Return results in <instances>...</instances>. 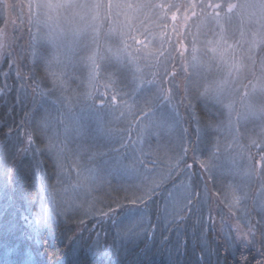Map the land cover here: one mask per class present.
<instances>
[{
    "label": "trees",
    "instance_id": "obj_1",
    "mask_svg": "<svg viewBox=\"0 0 264 264\" xmlns=\"http://www.w3.org/2000/svg\"><path fill=\"white\" fill-rule=\"evenodd\" d=\"M3 1V5L0 3V36L5 30L11 40L4 51L0 46V186H4L0 190V264H264V238L257 223L253 235L239 239L232 223L223 230L227 235L220 233L218 224H215L217 233L214 232L209 224V213H214L211 202L210 209L206 208L198 216L195 212L197 193L201 190L195 180L201 178L206 186H211L195 156H206L218 140L216 132L206 130L207 124L223 122L225 118L223 104L217 102L210 89L226 74L224 62L229 61L226 55L233 57L236 66L240 64L242 68L241 50L248 45L245 37L250 22H244L246 15L239 13L240 0H76L72 8L83 17L81 23L87 31L83 32L84 44L78 57L80 66L75 72L76 77H82V86L71 103L65 100L77 84L74 83L73 88L67 85V68L76 67L72 64L76 49L71 43L61 46V41L72 35L73 44L81 42V29L75 27L69 32L67 27L66 30L61 28L64 26L60 23L58 34L65 37L54 39L55 36L51 38L48 34L49 39L42 37L39 42L35 41L28 33L37 18L32 5L26 10L18 6L21 0ZM72 1L62 0L63 3ZM212 2L217 3L218 18L211 14L213 7L209 4ZM228 2L235 3L231 13L227 10ZM190 7L197 11L196 16L186 21L184 11ZM244 9L253 16V11ZM178 12L182 13L180 21L176 19ZM8 14H11L14 29L6 28ZM235 15L238 22L232 26ZM204 21L206 27L201 30ZM74 22L70 25L79 26ZM226 22L231 29L225 26ZM205 43H217V54L212 55L207 47H202ZM260 50L264 51V46ZM197 59L202 62L196 64ZM252 69L251 75H245L241 81V103L257 87L260 65L253 64ZM239 72L242 79V70ZM139 97H143L145 103L132 110L129 144L136 138L132 128L146 115L161 106L169 111L173 108L185 133L184 167H179V173L183 179L187 172L184 168L188 166L191 200L171 229L163 232L162 200L172 186L167 182L163 190L151 196V211L150 206L145 207L149 219L139 237L123 241L114 235L112 225L104 230L107 235L112 229L113 234L105 235L98 245L93 237L87 241L86 245L89 242L88 246H93L94 254L89 255L86 251L89 247L80 249L79 243L84 239L79 236L78 222L54 226L44 219L45 212L52 209L48 199L56 201L46 188L57 176V160L60 175L76 170L74 159L70 157L72 149L66 148V129L80 123L87 106L99 112L120 106L129 111L134 104L132 99ZM249 118L245 117L241 123L245 124L241 145L255 163L260 156L264 157V148L258 151V139L244 136L247 126L251 129L257 126L247 121ZM258 123L259 127L264 125L260 120ZM122 132L118 138L124 141L126 137ZM102 157L108 158V152ZM259 173L252 174L256 185ZM133 190L132 194L123 191L104 194L102 204L127 203L130 196L139 193ZM7 202L11 206L6 205ZM215 203L220 207L216 199ZM42 205L46 210L38 214ZM2 210L5 211L1 213ZM119 212L121 210L116 212L118 216ZM203 222L209 230L205 235H202L203 228L200 230ZM13 231L16 237L8 241ZM244 234L249 236L247 232Z\"/></svg>",
    "mask_w": 264,
    "mask_h": 264
},
{
    "label": "rangeland",
    "instance_id": "obj_2",
    "mask_svg": "<svg viewBox=\"0 0 264 264\" xmlns=\"http://www.w3.org/2000/svg\"><path fill=\"white\" fill-rule=\"evenodd\" d=\"M246 1L247 3L244 5L240 0L238 6L239 13L246 15L243 18L244 22H250L246 27V34H249V30L251 32V35L245 37L248 40V45L241 50L242 68L240 64L238 67L236 66L233 57L228 58V55H226L225 57L229 60L224 62L227 65L226 74L222 79L215 82L210 89L213 91L212 94L215 95L217 102L223 104L225 118L223 122L207 124L206 130L211 129L216 132L218 140L214 142L213 149H210L206 156H200V158L198 155L195 156L203 174L205 172L206 182L211 185L206 186L201 178L195 180V185L201 188L197 193L195 212L198 216L206 208L210 209L211 202L214 205L212 208L214 213H209L211 217L209 224L214 227L215 233H217L215 224H218L221 225L220 233L227 235L228 232H223V230L228 227V224L232 223V228L236 230L238 238L245 237L247 239L255 232V223H257L261 229L260 233L263 239L264 157H257L258 160H254V163L246 149L242 148L241 133L242 125L245 124L241 123L245 121V117H250L247 121L257 124L252 129L246 125L247 130L244 136H255L258 139L256 144L260 145L258 151L262 150L264 148V125L259 127L258 122L259 120L260 123L264 122V51L260 50L264 46V0ZM21 2L17 4L22 9L28 10L31 5L35 9L37 18L34 20L32 30L28 31L35 41L39 42L42 37L43 40L49 39V36L51 38L55 36L54 39L58 36L65 37V35L58 34L60 28L57 25L60 23H63L64 26L61 28L66 30L65 27H67L69 32H72L75 27L80 28L82 31V34H79L82 37L81 42L75 41L73 44L70 41L72 35L66 36L61 41V46L71 43L74 50L76 49L75 51L79 52L74 51V61L72 63L77 68H67V85L71 84V88H73L72 85L77 84L70 92L68 91L69 97L67 96L65 100L71 103L76 92H79V86H82L80 79L82 77H76L75 72L80 66L78 57L81 55V47L84 44L85 36L83 32L87 31V27L81 23L83 17L78 16L72 8L76 5V0L71 3H63L62 0H35V2L34 0H21ZM0 3L3 5L4 1L0 0ZM209 7H213L211 14L218 18V12L220 11L217 3L212 2ZM234 7V2H228V12L231 13V8ZM244 8L253 11V16ZM196 9H198V6ZM184 12L185 20L190 21L196 16L197 11L190 7ZM176 16V19L180 21L182 13L178 12ZM7 17L6 20L9 19V21L6 23V25L8 24L6 28L12 27L14 29L12 18H10L11 14H8ZM32 18L33 14L31 20ZM232 20V26L236 25L238 16L235 15ZM74 21L79 23V26L70 25ZM211 21L216 22L218 19L215 20L214 18ZM225 26L231 29L229 23L226 22ZM205 27L204 21L201 23L200 28L203 30ZM10 40L4 30V33L0 36V46L2 45L3 51L6 44H10ZM202 47H207L212 55L217 54L215 52L218 47L217 43H205ZM201 62V59H197L195 63L200 64ZM253 64L260 65V73L258 80H256L257 87L255 85V88L253 87L254 91H249L247 100L241 103V81L245 75H251L254 71L252 69ZM241 70L242 79L239 72ZM143 100V97H139L138 100L132 99L134 104H132V108L130 106L129 111L120 106L113 110H101L99 112L95 108L87 106L82 111L80 123L75 127L69 126L66 129V148L68 150L72 149L70 157L74 159L72 163L75 164L76 170L71 173L72 170L70 169L68 171L69 176L67 172L60 175V165L58 164L59 160H57V163H55L58 171L57 176L51 179L46 188V190L53 193V198L56 201L52 200L51 197L48 199V206L52 209L49 212L46 211L43 217L49 224H54V226L59 223L74 222L75 224L78 222L76 226H79L80 229L79 236L84 239L83 242L80 241L79 243L82 246L80 249L88 248L89 242L87 245L86 243L92 237L95 242L97 238H99V242L102 241L101 239L105 238L106 235L104 229L109 230L114 222L120 225L119 236H117L118 229L113 226L114 235L120 237L123 241H133L139 237L148 224V212L145 211V207L150 206L151 211V196L155 191L163 190V186L167 182H171L169 186H172L171 189H168V193L166 192L167 195L164 200H162L164 202L160 212V222H162L163 232L171 229L174 220L180 217L183 209L188 206L191 200L189 186L191 175L188 173V166L184 168V171H187L183 176V179L186 177L184 181L179 173V167L182 165L185 155L186 147H184L183 142L185 133L180 127L178 114L173 108L169 111L166 106H161L146 115L140 124L134 125L131 132L136 138L131 144L128 142V139H131V136L128 135L129 129L132 127L129 118L133 117L134 112L132 110L143 107L145 103ZM249 113H252V115L249 116ZM67 117L70 118L69 115ZM121 132L124 138L126 137L124 141L118 138ZM115 147L116 150H114ZM106 152H108L109 157L103 158L102 155H106ZM182 167L184 166L182 165ZM254 172H260L257 185L254 183V176L252 175ZM58 175L59 178L57 179ZM178 177L180 180L177 179ZM64 179L66 185L63 184L65 183ZM214 184L216 185L215 188L212 187ZM2 187L4 188V186ZM2 187L0 186V190H2ZM133 189L139 193L130 196L129 200L126 201L127 203L125 201L116 203L112 201L109 205L104 206L102 204L104 203V194L108 196L110 194L115 195L118 191L132 194ZM44 199L45 196L43 195L41 200L43 203ZM215 199L219 202L220 207L215 203ZM6 205L11 206L9 202ZM44 209L46 210V206L39 207L38 214H41V210ZM120 210L118 216L116 212ZM216 210L218 211L217 214ZM4 211L2 210L1 213ZM104 213H107L110 219L106 218ZM133 228L134 230L130 231ZM201 229L203 230L202 235L209 232L207 228L205 229L204 222L200 227ZM244 232L249 233V236L246 237L247 234H244ZM111 233L113 234L112 229L106 236L109 237ZM13 237H16L14 231L8 241L13 240Z\"/></svg>",
    "mask_w": 264,
    "mask_h": 264
},
{
    "label": "snow or ice",
    "instance_id": "obj_3",
    "mask_svg": "<svg viewBox=\"0 0 264 264\" xmlns=\"http://www.w3.org/2000/svg\"><path fill=\"white\" fill-rule=\"evenodd\" d=\"M37 169L39 170V165L37 166ZM37 178L39 179V177L37 176ZM104 216L106 217V218H109L110 219V217H108V215H107V213H104ZM114 227H116L117 229H118V231H117V236H119L120 235V232H119V228H120V225L118 224V223H116V222H114V225H113ZM135 227H136V225H135ZM134 230V228L133 229H130V231H133ZM97 245L99 244V238H97V241L95 242ZM87 253L89 254V255H93L94 253H93V246H90L87 250Z\"/></svg>",
    "mask_w": 264,
    "mask_h": 264
}]
</instances>
